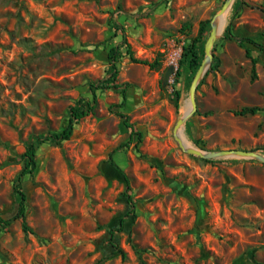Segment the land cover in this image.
<instances>
[{
    "label": "rangeland",
    "instance_id": "rangeland-1",
    "mask_svg": "<svg viewBox=\"0 0 264 264\" xmlns=\"http://www.w3.org/2000/svg\"><path fill=\"white\" fill-rule=\"evenodd\" d=\"M224 2L0 0L4 217L14 211L26 144L65 127L69 107L105 75L109 46L120 40L113 19L138 58L160 61L150 69L124 57L119 80L128 83L126 103L120 105V88L99 93L95 112L69 140L39 146L38 168L23 181L33 232L23 230L22 219L0 226V264H264V163L189 154L174 134L196 74L182 61L183 47L203 20H211L200 43L207 41ZM236 2L212 48L220 66L208 71L212 60L196 91L197 110L179 133L204 151L264 155V112L235 114L264 106V51L248 43L254 65L244 47L224 37L232 23L235 34L264 44V12L244 6L236 13ZM119 112L141 140L134 135L119 147L130 134ZM112 227L126 257L110 245Z\"/></svg>",
    "mask_w": 264,
    "mask_h": 264
},
{
    "label": "trees",
    "instance_id": "trees-1",
    "mask_svg": "<svg viewBox=\"0 0 264 264\" xmlns=\"http://www.w3.org/2000/svg\"><path fill=\"white\" fill-rule=\"evenodd\" d=\"M244 6L248 8H256L264 12V3L257 2L254 0H237L235 4V12L238 13L241 7ZM210 22L211 20L201 21L198 35L193 38L191 43L183 47L182 61L186 63L188 69L194 74L199 69L205 56L206 41L204 42V44H201L200 42L202 41L201 39L205 35L207 25ZM111 25L114 30V35L120 36V40L109 46L107 52L108 66L105 70V75L100 79L90 81L89 90L91 95L80 97L73 105L69 107L68 122L65 127H63L60 131L48 132L45 134L38 135L36 140H30L26 144L25 151L21 155L22 169L19 172L14 183V191L17 195V201L11 216L4 217L2 214H0V226L2 228H7L16 219H22L23 230L25 232H33L26 222L27 195L23 190V181L26 176L33 175L38 168L37 150L39 146L43 144L59 145L64 141L69 140L73 136L76 126L79 124V122L88 115L95 112L98 105L99 93L106 92L107 90L111 89L120 88L122 92V102L120 105L122 106L126 103L128 83L120 82L119 80V63L122 61V59L124 57H128L131 62L147 65L150 69H154L160 65V61L158 59L150 61L138 58L135 55L132 45L128 40L125 27L117 19H113ZM189 28L190 24L185 23L183 29L186 30ZM224 37L228 40L236 41L238 44L244 47L246 56L252 60V63L254 65L258 62V59L256 56L253 55V49L248 45V43L256 47L257 49L264 51L263 43L255 40L252 37H242L235 34L233 31L232 23L228 24V26L226 27ZM220 63V58L214 57L213 63L208 71H210V69H217L220 66ZM253 71H255V66H253ZM176 94L177 97L180 96L179 91H177ZM259 112H264V106H244L238 110H235V114L242 116L249 114H257ZM119 115L123 118L124 125L130 129L129 140L127 142L121 143L119 147L128 145L130 142H132L134 135H137L139 140H141L142 132L136 129L134 124L129 121L128 116L122 112H119ZM251 150L256 151V149ZM129 188V185H127V189ZM126 195L128 197V201L133 204L131 195ZM115 229L116 228L114 227L109 229L110 245L114 247L117 252L121 253L123 257H126V252L120 247L117 242L114 241Z\"/></svg>",
    "mask_w": 264,
    "mask_h": 264
},
{
    "label": "water",
    "instance_id": "water-1",
    "mask_svg": "<svg viewBox=\"0 0 264 264\" xmlns=\"http://www.w3.org/2000/svg\"><path fill=\"white\" fill-rule=\"evenodd\" d=\"M234 1L235 0H225L220 11L216 13L214 18L212 19V30L205 44V57L192 80V83L190 85V91H189V100L186 103V108H185L184 113L181 114L180 118L178 119L175 125L174 134H175V138L178 141L179 146L185 152H188L189 154L197 155V156L208 158V159L217 158V157L244 156V157L256 158L264 163V155L254 150L223 149V150H218V151H215V150L204 151L197 147L187 146L185 142L183 141V137L179 133L181 128H183V125L186 122V120L197 110L196 91H197L201 78L207 72L214 58L212 48L220 33L219 20L222 17V15L231 8Z\"/></svg>",
    "mask_w": 264,
    "mask_h": 264
},
{
    "label": "bare ground",
    "instance_id": "bare-ground-1",
    "mask_svg": "<svg viewBox=\"0 0 264 264\" xmlns=\"http://www.w3.org/2000/svg\"><path fill=\"white\" fill-rule=\"evenodd\" d=\"M227 14H228V11H226L223 15H222V17L220 18V20H219V28H220V32H221V30L224 28V24H225V19H226V16H227ZM185 108H186V105H185ZM184 110V109H183ZM184 113V112H183ZM182 113V114H183ZM180 134H181V132H180ZM183 141L185 142V144L187 145V146H191V147H195L188 139H186L185 137H183Z\"/></svg>",
    "mask_w": 264,
    "mask_h": 264
},
{
    "label": "crops",
    "instance_id": "crops-1",
    "mask_svg": "<svg viewBox=\"0 0 264 264\" xmlns=\"http://www.w3.org/2000/svg\"><path fill=\"white\" fill-rule=\"evenodd\" d=\"M254 1L260 2L259 0H254Z\"/></svg>",
    "mask_w": 264,
    "mask_h": 264
},
{
    "label": "built area",
    "instance_id": "built-area-1",
    "mask_svg": "<svg viewBox=\"0 0 264 264\" xmlns=\"http://www.w3.org/2000/svg\"><path fill=\"white\" fill-rule=\"evenodd\" d=\"M173 63H174V61H173Z\"/></svg>",
    "mask_w": 264,
    "mask_h": 264
}]
</instances>
